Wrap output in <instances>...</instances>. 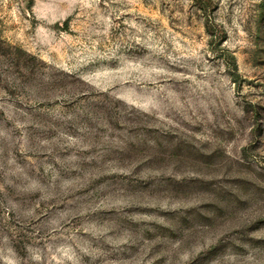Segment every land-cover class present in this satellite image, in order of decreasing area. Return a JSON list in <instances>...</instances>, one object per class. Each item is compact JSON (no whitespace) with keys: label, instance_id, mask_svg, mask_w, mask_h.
I'll list each match as a JSON object with an SVG mask.
<instances>
[{"label":"rangeland","instance_id":"rangeland-1","mask_svg":"<svg viewBox=\"0 0 264 264\" xmlns=\"http://www.w3.org/2000/svg\"><path fill=\"white\" fill-rule=\"evenodd\" d=\"M0 264H264V0H0Z\"/></svg>","mask_w":264,"mask_h":264}]
</instances>
